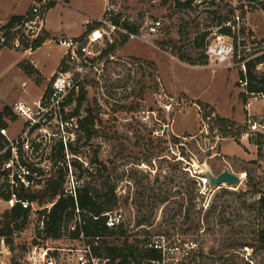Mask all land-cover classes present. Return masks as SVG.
Instances as JSON below:
<instances>
[{"label": "rangeland", "instance_id": "rangeland-1", "mask_svg": "<svg viewBox=\"0 0 264 264\" xmlns=\"http://www.w3.org/2000/svg\"><path fill=\"white\" fill-rule=\"evenodd\" d=\"M3 1L0 17L24 8L28 12L34 3ZM180 1L187 0H56L47 24L57 35L84 34L111 7L115 17L139 26V37H124L115 57L88 75L79 113L92 109L97 129L93 136L88 138L77 127L73 99L62 111L61 124L47 125L44 149L27 159L34 166L60 160L76 178L80 170L73 163L78 160L86 167L98 151L113 168L111 179L119 195L114 208L125 215V233L108 234L106 241L121 245L127 238L138 249L147 237L166 234L197 241L186 264H264V211L260 193L249 192L256 185L264 193V131L248 126L249 118L264 124V97L253 101L254 95L248 94L245 99L239 66L214 69L207 65L206 54L207 43L220 32L219 24L233 23L236 17L242 20L246 42L264 41V0L258 7H234L228 0H193L188 7L179 6ZM63 52V46L48 42L31 54L3 46L0 111L12 108L17 99L33 102L42 97ZM263 70L264 64L259 71ZM219 116L233 122L223 126ZM6 119L13 137L27 127L18 115ZM64 138L77 151L66 147L64 157L57 158ZM194 161L214 172L226 167L246 172V179L237 189L199 193L188 170ZM166 195L169 199L162 203L159 199ZM147 198L155 204L151 222L138 225L140 213L147 210L141 200ZM0 207L9 208L1 197ZM38 217L33 213L32 221L14 236V248L0 237V264H28L32 239L39 232Z\"/></svg>", "mask_w": 264, "mask_h": 264}, {"label": "built area", "instance_id": "built-area-1", "mask_svg": "<svg viewBox=\"0 0 264 264\" xmlns=\"http://www.w3.org/2000/svg\"><path fill=\"white\" fill-rule=\"evenodd\" d=\"M49 0H35L30 11L25 18L14 25L6 26V22L0 21V45L12 47L16 50L27 52L29 54L36 51L35 42L45 31L46 26V5ZM234 7L241 5L260 6L263 0H228ZM232 25L236 38L231 35L219 32L206 45V54L208 56V66L214 69L217 66L225 65L227 67L239 66L245 76L239 78L240 84L244 87V92L253 94V101L264 97L263 91H249L247 88V65L248 61L256 56L264 54V41L253 39L246 42V36L242 32V20L236 17ZM125 18H117L113 15L111 7H107L101 17L97 19L94 27L84 35L66 36L57 35L46 38L43 42L56 43L65 49L64 62L56 69L51 78V90L48 96L40 97L33 102L24 98L17 99L12 108L13 112L25 118L27 127L13 137L10 135L8 125H0V181L14 186H25L38 188L43 183L38 180L43 178L44 173H51L62 163L60 160L53 162L48 160L44 166H36L40 169L34 170L27 156L42 151L46 145L45 137L48 133L47 125L51 123L61 124L62 111L65 109V102L70 99H76L81 92L89 73L104 65L106 60L115 57V50L124 37L127 39H136L139 33L131 30L125 24ZM159 24V21H157ZM114 45V47H112ZM264 62L257 65L259 70ZM240 71V72H241ZM180 103V102H179ZM251 102L248 104L250 105ZM200 107V106H199ZM68 122V121H66ZM248 126L250 130L257 133L264 131V124L260 121L249 118ZM39 132H41L39 134ZM50 140L56 133H49ZM67 146L68 139L62 140ZM183 157V156H182ZM204 164V163H203ZM188 168L192 178L198 184L199 193L206 194L208 191H214L221 188L237 189L240 183L246 179V172H236L239 177V183H222L212 186L210 177L206 174L209 167L200 162L194 161ZM193 167V169H192ZM227 168V167H226ZM229 168V167H228ZM225 169V168H224ZM230 169V168H229ZM232 170V169H230ZM234 171V170H233ZM219 173V172H216ZM79 181L67 172L65 192L76 197ZM9 207L16 202L22 203L24 207L32 206L34 210L47 208L50 210L53 203L44 206H36L27 199H19L15 193L9 200ZM106 226L116 228L124 223L125 215L122 209L106 211ZM45 214L38 222V228L44 229ZM80 230L77 236L70 234L71 231ZM107 234L102 232L86 235L83 230L82 220L77 217L67 228V233L59 238H48L42 243L32 245L28 255V264H120V259L108 254L105 251L104 240ZM41 240V238H39ZM144 248H151L157 252V255L139 256L131 260V264H184L186 256L190 250L197 246L194 239H181L179 237L171 238L166 234H158L147 237L144 241Z\"/></svg>", "mask_w": 264, "mask_h": 264}, {"label": "trees", "instance_id": "trees-1", "mask_svg": "<svg viewBox=\"0 0 264 264\" xmlns=\"http://www.w3.org/2000/svg\"><path fill=\"white\" fill-rule=\"evenodd\" d=\"M192 1L193 0H187L185 2L180 1L179 6L189 7L191 6ZM55 4L56 0H49L45 8L46 12L51 7L55 6ZM28 12L24 14L11 15L5 25L11 26L17 22H20L25 18ZM222 22L219 24V31L231 36L234 35L236 38L232 25L227 24V22L223 24ZM125 24L131 30L138 32L139 26L135 23H132L131 21H125ZM94 25L95 23H92L86 32L91 30ZM50 36V31H45V33L36 40L35 48L40 47L44 40ZM125 39H127V37H125ZM2 47L3 46L0 45V50ZM112 47H114V45H112ZM182 59L186 58L182 57ZM63 62L64 58L62 59L60 65H62ZM199 62L202 63L203 61ZM260 62H264V54L256 56L252 60L248 61V70L246 76L248 79L247 88L249 91L264 92V70L259 71L257 69V65ZM243 76L245 75L241 71V77ZM50 90L51 86L45 91L43 97L48 96ZM243 95L244 98L247 99L248 94L243 91ZM85 98L86 89L83 86L81 92L76 97L77 106L74 114L78 115L77 127L79 129H83L89 138L97 131L95 127L96 118L92 109H88L85 115H81L79 113L80 107ZM72 100L73 98L71 97L65 102V105L70 103ZM8 115H10V117L13 119L17 116L13 112L12 108L6 106L2 111H0V125L9 124V121L6 119V116ZM218 119L221 121L223 126H229L233 122L224 116H219ZM77 139H80V135ZM66 147H70L72 150L77 151V148L72 145L71 141L68 142L66 146L61 140L60 145L57 148V158L64 157V151ZM73 164L77 169L80 170V173L76 177L79 181V185L77 186L76 190V197L71 194H66L65 192L68 165L65 166L64 163H60L59 166L49 174L39 170L41 174H45L43 178L38 180L40 183H43L42 187L32 188L25 186H14L11 188L8 183L3 182L0 184V197L5 200H9L12 197V194L15 193L19 199H27L30 202H33L36 206H44L49 203H53L49 211H47V208L34 210L32 206L24 207L20 202H16L13 206L9 207L5 211H2L0 207V237L4 239L10 248H14V236H18L19 233L24 230L32 221L31 217L33 213H38L39 219H41L42 215L45 214V227L42 230L39 229L38 235L33 237L31 245L42 243V239L40 240L39 238H43V240L46 241L48 238H59L63 236L67 233L69 224L77 217L81 218L83 230L86 235L102 232L104 234L108 233L115 236L119 233H125V229L123 227L124 224L110 229L106 226L105 221L107 215L104 213L106 211L114 210V207L119 200L117 184L112 182L111 179L113 168L99 158L98 151L94 153L86 167H84L83 163L78 160ZM30 165L34 170L40 169L34 166L33 163H30ZM221 171L222 170H218L217 172ZM249 192L252 194H255L256 192L260 193L259 206L262 208V211H264V193L261 192L256 185H251ZM168 199L169 196L166 195L162 196L159 200L163 203ZM142 205L147 207V210L144 213H140L139 218L137 219L138 225H142L145 222L150 223L153 210L155 208L154 201L151 198L141 200V207ZM191 206H194L193 201H191ZM190 213L191 208L189 207L186 213L187 218H190ZM79 231V229L71 231L70 234L77 236L80 233ZM22 245L25 246V243H22ZM104 245L105 251L108 254L120 259V264H131V260L136 259L139 256L157 255V252L151 248H144L141 246L138 247V249L136 247V249H134L133 245L128 242L127 238L121 245L109 240H104Z\"/></svg>", "mask_w": 264, "mask_h": 264}, {"label": "water", "instance_id": "water-1", "mask_svg": "<svg viewBox=\"0 0 264 264\" xmlns=\"http://www.w3.org/2000/svg\"><path fill=\"white\" fill-rule=\"evenodd\" d=\"M205 172L210 177V184L212 186L220 185L224 182L238 184L240 180L239 175L235 171L230 170L228 167L223 169L219 173L214 172L210 168Z\"/></svg>", "mask_w": 264, "mask_h": 264}, {"label": "crops", "instance_id": "crops-1", "mask_svg": "<svg viewBox=\"0 0 264 264\" xmlns=\"http://www.w3.org/2000/svg\"><path fill=\"white\" fill-rule=\"evenodd\" d=\"M30 1H32V2H34V0H30ZM29 1V2H30ZM3 0H0V8L2 7V6H4V4H3ZM54 7V6H53ZM51 9H52V7L47 11V13H46V26H47V29H48V31H50V33L51 34H53V35H57V34H55L54 33V31L52 30V28H51V26L50 25H48L47 24V17H48V13L51 11ZM27 11V10H26ZM26 11H25V8L23 9V10H19V11H13V12H9L8 14H7V12L5 13V17L4 16H2V17H0V21L1 22H7L8 21V19L10 18V16L11 15H13V14H24V13H26ZM88 23V22H87ZM80 34V33H79ZM79 34H77V35H66V36H78ZM58 35H65V34H58ZM1 51V50H0ZM64 53H65V49H64V52L62 53V55H61V57H60V59H59V61H58V64H57V66L61 63V61H62V59H63V56H64ZM205 101V100H204ZM251 105V104H250ZM246 108H248V105L246 106ZM257 110V109H256ZM254 111V114H257V111ZM218 111V110H217ZM220 113V112H219ZM252 112H250V110H249V114H251ZM260 113V112H259ZM263 113V112H262ZM253 114V113H252ZM223 115V114H222ZM224 116H227V115H224ZM228 117V116H227ZM221 170H223V169H221ZM2 242H3V244H4V241L2 240ZM2 249H1V246H0V260L2 261V257H3V255L1 254L2 253Z\"/></svg>", "mask_w": 264, "mask_h": 264}]
</instances>
